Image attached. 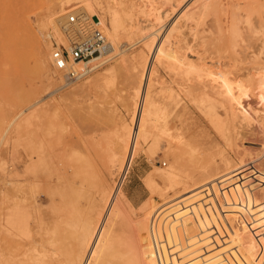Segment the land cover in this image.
<instances>
[{
  "label": "rangeland",
  "instance_id": "1",
  "mask_svg": "<svg viewBox=\"0 0 264 264\" xmlns=\"http://www.w3.org/2000/svg\"><path fill=\"white\" fill-rule=\"evenodd\" d=\"M156 1L162 19L153 20L149 35L121 36L103 61L112 59L69 81L50 60L53 42L63 43L45 17L49 6L61 9L59 0H0V213L23 200L29 204V131L36 130L47 164L42 177L53 180L40 182L39 192H56L58 183L62 201L79 211L98 196L103 179L114 190L124 178L130 218L118 219L122 240L132 241L134 222L147 256L164 243L159 237L150 243L156 228L168 232L172 248L163 247L176 256L175 264H264V0ZM62 5L80 10V3ZM133 17L134 28H150L144 13L136 10ZM177 21V52L184 60L150 53L154 39ZM39 48L48 53L46 73L36 69ZM140 50L153 61L152 103L143 110L130 163L109 169L114 151L129 145L135 76L144 70L118 61ZM202 62L208 70L196 77L192 68ZM210 71L249 85L248 102L232 108L211 84ZM179 155L184 166L171 181L167 171ZM10 179L20 188L7 186ZM49 205L44 201L43 209ZM10 232L4 233L6 246L19 233Z\"/></svg>",
  "mask_w": 264,
  "mask_h": 264
},
{
  "label": "bare ground",
  "instance_id": "2",
  "mask_svg": "<svg viewBox=\"0 0 264 264\" xmlns=\"http://www.w3.org/2000/svg\"><path fill=\"white\" fill-rule=\"evenodd\" d=\"M65 2L66 5L80 3L78 7L76 5L77 8H80V10L77 9L79 13L93 16L94 20H97V17H99L103 22L105 33H107L111 39H108L110 46H108V49L105 50L101 55L95 56L88 61H83V64H81L82 61H71L68 63V69L72 68L75 72L80 73L84 72L90 74L106 61L112 59L109 56L110 59L107 58L105 61H103L104 57L110 54L109 50L113 49L114 51L116 49L112 47L111 42L116 43L121 38V36L132 39V37L135 35L141 34L144 36L146 33V35H149L148 33L155 26L153 24V20H160L161 18V13L159 10L157 9L160 14L155 11L157 8L155 7L157 4L156 0H147L141 3H136L135 1L130 0V2H127V4L124 2V0H116L114 2H111L110 0H65ZM62 4L63 0H59V6L61 9H57L56 6H49V10L45 18L48 25L53 27L56 33H58V36L61 37L62 43L67 45L66 39L62 38L60 34L61 32L57 23L61 24L64 20H66L65 13L74 9L65 10L66 8L62 7ZM205 4L206 3L202 5L204 6L203 8L207 7ZM136 6L138 8H136ZM62 10H64V13H61ZM136 10L144 13L148 17L150 22L148 25V27L150 26L149 29L147 26L144 28H134L136 25L134 23L133 16L135 15ZM101 14H103V19ZM177 22L178 25L175 23L173 25L172 23L170 28L168 27L169 29L160 40L157 41V38L154 39V46L152 45V48L151 46H148L151 48L150 53L156 54L158 56L162 53H167L168 57L171 56L172 58H178L179 61L183 59L182 56H178V47L176 46L178 41L176 40L175 35L177 33L174 32L178 30L180 25L179 21ZM51 31L53 30L51 29ZM234 31L236 32V30ZM153 36H155V34ZM135 44L136 42L132 43V46ZM122 51L124 52L125 50ZM121 61L136 69L139 67L142 68L144 66V70L142 74L138 75L137 72L135 76L139 77V81H136V86L134 87V93L132 97L137 105H134V115H132L133 120L131 122L132 126L129 134V145L128 147L124 148L123 151H114V154L110 159L109 169H113L118 165L123 166L124 161H126V167L130 163L134 155V149L138 144L140 131L142 130L143 110L147 104L152 103L150 98L153 95L150 82L153 61L150 62L149 58L147 60L145 50H140L130 59L124 58L118 62ZM186 64L187 61L185 57V65ZM36 69L37 72L41 73H46L48 71V53L44 52L40 48L36 51ZM192 70L198 72L196 77L199 76L201 78L204 76L203 73L200 74V72H204L208 69H206L204 62H202L201 66L198 68H192ZM104 71H110V67ZM61 73L62 72H60L59 77L62 79L64 74ZM215 75L216 74H214L212 71L207 74V76L210 77L209 79L211 84L217 89V93L227 100L232 108L236 110L238 106H242L244 102H248L249 85L243 84V81L231 82L228 76L225 77L222 75L217 77ZM203 80L205 81L206 79H202V81ZM198 81L201 82L200 79ZM196 88L198 87L196 86ZM38 137L39 135L36 130L29 131V204L26 200H23L21 204L12 208V210L6 213H0V264H175L174 258L176 256L173 258L171 250H168L172 248L167 241L168 232L163 231L157 233V231L155 232L156 228H152H155V235L152 236L153 240L150 243H153L154 237L157 240L159 237L161 241H164L163 245L161 246L163 249H165L163 247L164 245L166 247L169 245L170 247L167 250H162V248L159 247V250L161 249V251H159L158 249H152L155 248L152 247L154 244L151 245L148 243L150 244V246H148L146 243L147 247H152L149 256L146 255V250L143 248V240H141L140 235H135L138 234L137 232L139 231L136 232L137 225L134 224L132 219L131 220L133 223L129 224L131 231L129 230L128 232H132L133 239L131 242L122 240V231L124 225L121 226L122 224L118 219H123L124 217L127 218V216L129 219L130 217L125 202L127 195H125L124 191L122 190L121 184H119L117 188L115 187L116 189L112 190L113 188L109 187L107 181L103 179L98 196L91 198L88 201L89 205L87 208L79 207V211L77 208L76 210L69 208L71 207V204L69 205L66 204L67 202L64 203L62 201L59 190L60 186L58 183L54 182L53 184L56 192L52 190L51 192L49 191V194L43 191L39 192V183L44 181L42 177V170L47 164L44 156L38 151ZM182 158V155H179L173 162V165H171L167 171V175L171 181L175 180L183 169L184 163ZM45 179L47 182H44L46 183H48V181H53L48 178ZM8 184L11 186H16V188H20L19 186H21L15 182L14 179H10L7 183V186ZM48 186L50 185L48 184L47 187ZM69 187L67 188L70 189ZM46 200L49 201L50 205L47 210H44L43 202ZM75 206L78 207L77 205H74V208ZM140 224L141 223H139V226L144 225L143 223L142 225ZM28 226L29 232L27 230ZM149 228H151V226L147 229ZM147 229L145 230L147 231ZM152 229L150 231L148 230L150 234H154L151 232ZM11 230H17L19 233L13 232L12 235L14 240L12 239L8 246H6L5 242L7 238L4 233L5 231H8L9 234ZM19 234L22 235V240L17 238L21 237ZM25 235H29V239L26 238ZM192 242L194 243V241L191 240V244ZM156 245H158V243H156Z\"/></svg>",
  "mask_w": 264,
  "mask_h": 264
},
{
  "label": "built area",
  "instance_id": "3",
  "mask_svg": "<svg viewBox=\"0 0 264 264\" xmlns=\"http://www.w3.org/2000/svg\"><path fill=\"white\" fill-rule=\"evenodd\" d=\"M61 30L67 45L53 42L52 66L55 70L62 72L69 81L80 80L89 73L75 72L72 68L68 69V63L71 61H88L108 49L110 44L104 31L103 22L99 17L94 20V18L74 9L66 13V20L61 23ZM123 179L117 184H122Z\"/></svg>",
  "mask_w": 264,
  "mask_h": 264
}]
</instances>
